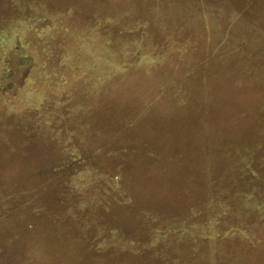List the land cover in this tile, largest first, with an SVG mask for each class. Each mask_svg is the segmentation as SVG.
Masks as SVG:
<instances>
[{
  "label": "rangeland",
  "instance_id": "1",
  "mask_svg": "<svg viewBox=\"0 0 264 264\" xmlns=\"http://www.w3.org/2000/svg\"><path fill=\"white\" fill-rule=\"evenodd\" d=\"M178 42L197 50L184 79L170 75L183 55L148 76L144 57ZM121 65L136 71L111 88L141 109L160 100L131 133L120 110L125 130L108 142L90 119ZM0 172L35 192L0 200V264H264V0H0ZM109 173L133 202L70 186L101 190ZM75 207L98 237L69 215L55 244L27 229Z\"/></svg>",
  "mask_w": 264,
  "mask_h": 264
},
{
  "label": "trees",
  "instance_id": "2",
  "mask_svg": "<svg viewBox=\"0 0 264 264\" xmlns=\"http://www.w3.org/2000/svg\"><path fill=\"white\" fill-rule=\"evenodd\" d=\"M165 41L163 42L164 44H161V43H159V44L162 45V47H164V46H166V42ZM176 46H177L178 49H175V50L170 49L169 50V48L167 49V47H166V49L164 51L162 50L161 53L153 52V55H151L149 57H144V58L149 59L147 61L148 62L147 65H150V66L144 68V69H146V72L148 73V76H150L149 75V70L151 69V67L152 66H157V67L161 68V70L163 68V71L161 73H162L163 77H166L167 74H169V73L165 69V68H167V67H165V64L169 60L170 56L183 55V57H185V61H186L185 64L187 63V65L183 64L181 67L177 66L179 68H177V67L175 68V70H177V71L180 70L181 75L180 74H175L174 72H171L170 75H174L176 77H179L178 79H181V80L184 79L183 78V74L185 75V73L191 68V67L188 68V64H190L192 62L194 63V61H195V59L197 57V56H195V53H197V50L194 49L196 47L192 48V46L183 45L181 42H178V45H176ZM178 53H180V54H178ZM147 59H142L140 61L138 60L139 63L136 65V67L143 65V62H144L143 60H147ZM231 65L232 64H230V68H232V66H233V65L232 66ZM135 68H133V67L132 68H126L125 66L121 65V66H118L117 70L108 77L109 82H107L106 87L109 88V89L107 90V92L105 91V93H106L105 94V99H106V105L107 106H106V108L104 110H102L100 112V116L99 115L97 116V114H96L97 112H96L95 114L92 115V117L90 119L92 121V124H93L94 127L96 125L100 124L101 120H102L103 131L108 136L107 137V141L108 142L121 137L120 136L121 132L125 130L124 128L122 129L121 124H120V122L118 120V116H119V113L121 111L122 112L125 111V112L122 113V115H123L122 118H123V121L126 122V127L129 126L128 125V121L131 122L133 119L141 118V116L143 117L145 115H149V116L145 119L144 123H142V124H146V123H148L150 121L156 120V118H154V116L152 114V111L150 112V110H151V107L154 106L156 100H160V97H158L156 100L152 99V100L148 101L145 104V106L143 107V109H141V108H139L136 105V102H135L136 95L134 94L133 91H130L131 88H128L127 85H125L124 87L120 86L118 88H111L112 86H115L114 83H116L119 78L121 79V77L123 76L124 73L130 72V70H132V69H134V71H136ZM144 69H142V70H144ZM181 76H182V78H180ZM172 78H174V77H172ZM158 79L161 80L162 78H158ZM151 80L154 81V79H151ZM162 80H165V78L162 79ZM172 81H175V80H171V82ZM157 83H159V82L157 81ZM159 86H160V84L159 85H155L154 84L152 87L153 88H158ZM163 87L165 88L167 86L164 85ZM129 106H134V108H132L131 111L127 112V109H128ZM132 112H134V116L132 118H130L132 116V114H133ZM115 119H117V122H119L118 125H116L117 122L115 123ZM23 127H24L23 124L20 123V127L16 128V129L17 130H22V132L24 133L26 130H24ZM127 128H129V132L131 133L132 130H133L132 125H130ZM22 145H23V142H22L21 146ZM78 154L79 155H76L77 158L82 159L83 157H85L84 153H78ZM17 158L20 159L19 156ZM83 160H85V159H83ZM87 160L89 161V159H87ZM71 165H73V164H71ZM35 172L39 173V170H35ZM2 174L3 173L0 172V179H1ZM96 175H98V174H95L94 176H96ZM89 176H90V178H92V174H90ZM123 179H124V175L123 174L122 175L117 174V175L113 176L112 173H109L107 176H105V180H106L107 185L106 186L103 185L104 189L101 187V190H94V191H93V188H96L99 183H97V184L96 183H91V185H89V186L85 185V187L88 188L87 190L83 186L82 189L84 191L82 189H77L78 183H70V186L77 193H80L79 191L87 192L86 195L84 194V198L88 197V194L91 195V192L94 195L95 194H99V195H103V197L106 198V193H108V196L111 195L114 199L120 197L123 203L129 204L130 202H133V201L131 200L130 195L127 192V190H125L126 186L124 184V180ZM100 186H101V184H100ZM26 188H28V185H25L23 187H19L17 189H16V187H14V189H13L12 185L11 186H7L6 184L1 183V181H0V200L5 201L4 199L11 198V199H16L17 201H21V199H18V198H20V197H18V195L25 194L26 197H30L31 195L35 194V192L31 193V190L29 192H27ZM98 188H100V187H98ZM110 189H112V191ZM213 192H215L214 195H216L218 190L214 189ZM41 193L42 192H40V194ZM36 194H39V192L37 191ZM31 200L33 201L32 204L33 203L37 204V203H39V201H42L41 199H38L35 196H33ZM84 203H86V201ZM26 204H27V202H26ZM224 204H227V203H224ZM263 204H264L263 202L260 203V205H259V206H261L260 208H262V207L264 208ZM82 206H85V205H82ZM25 208L24 209L27 210V207H25ZM75 208L76 209H75L74 212L72 211L70 214H66L65 216L58 215V217H53V219H49L47 215H43L45 220L36 223L34 226L32 225V227L28 226L27 229L28 230L29 229H34V230H29L30 233L31 232H44L43 241H50V242L55 244V243H57L59 241V238H60V237L57 236V234L60 235L59 228H61V225H62V222L64 221V218L67 217V215H69V217H67V219H69V225H71V231H78L79 232V230H81V225L85 226L86 229L90 226V229H94L93 230V237L94 238L98 237V232L97 231L100 230V228H99L100 223L99 222L98 223L94 222L95 226L91 225V222H93V221H91L90 219H88V220L84 219L82 217L81 213L77 211L78 207H75ZM35 210H36L35 212L38 213V211H39L38 208H36ZM106 212H108V214H110L109 211H106ZM223 212L226 213L225 210H223ZM49 216H51V215H49ZM229 219L230 218H228V220L225 221V224H227V225L221 227L223 233H221L220 235H222L225 238L230 237L231 233H232L231 231H233V229L235 228V225H232L233 221H229ZM57 220H60V221H57ZM43 222H44V226L42 224ZM102 230L104 231V229H102ZM110 230H112V229H108L105 232H108ZM224 230L226 231L225 233H224ZM239 232L243 233V235H245V236H243L245 238V241L246 240H250L249 236H247L245 234V232H243L242 230H240ZM79 233H75L74 232L75 235H78ZM74 234L72 235V239H73L75 244H79V242L82 239V235L80 234V238L81 239H79V237L73 238ZM129 234H131V232H129ZM60 236L62 237V235H60ZM85 236L87 238L89 237L87 232H85Z\"/></svg>",
  "mask_w": 264,
  "mask_h": 264
}]
</instances>
